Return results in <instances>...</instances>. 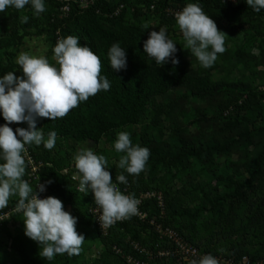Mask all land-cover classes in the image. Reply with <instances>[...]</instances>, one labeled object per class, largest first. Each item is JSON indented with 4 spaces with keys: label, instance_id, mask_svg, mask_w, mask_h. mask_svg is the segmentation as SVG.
Returning <instances> with one entry per match:
<instances>
[{
    "label": "trees",
    "instance_id": "obj_1",
    "mask_svg": "<svg viewBox=\"0 0 264 264\" xmlns=\"http://www.w3.org/2000/svg\"><path fill=\"white\" fill-rule=\"evenodd\" d=\"M81 1L43 0L45 11L39 14L31 3L22 10L9 7L0 12V78L9 72L23 76L16 54L25 40L45 37L52 50L57 31L62 38L78 37L80 46L100 58V75L108 79L110 90L90 96L63 118L37 119L44 141L51 131L57 134L51 150L43 142L25 145L39 166L37 179L29 185L35 191V184L43 182L46 198L63 203L85 241L78 255L45 259L40 255L43 245L24 235L23 213L12 212L19 200L13 195L0 209V214L8 212L0 220V264H125L112 251L113 245L127 251L128 237L143 247L159 243L151 227L135 218L115 223L106 236L98 233L89 212L93 194L78 191L79 179H72L69 160L76 144L92 145L96 155L106 158L113 179L126 177L132 194L161 192L165 203L161 222L185 241L212 255L246 256L264 263V89L257 81L264 67V9L255 12L246 0H93L85 8ZM189 3L201 7L226 35L225 52L217 54L209 68L185 47L176 20L163 12L167 4ZM120 5V14L108 17ZM63 6L68 10L61 15ZM24 16L27 23L21 22ZM161 28L176 44L177 65L171 58L157 65L143 52L149 33ZM113 44L126 52V68L118 72L108 59ZM5 123L0 115V126ZM8 127L15 132L28 125ZM122 131L129 133L133 146L150 150L139 175L117 166L124 153H117L113 145ZM221 173L227 189L216 193L210 186ZM141 209L149 217L158 211L154 200L145 201ZM93 248L98 253L91 258ZM152 264L174 263L162 259Z\"/></svg>",
    "mask_w": 264,
    "mask_h": 264
},
{
    "label": "clouds",
    "instance_id": "obj_2",
    "mask_svg": "<svg viewBox=\"0 0 264 264\" xmlns=\"http://www.w3.org/2000/svg\"><path fill=\"white\" fill-rule=\"evenodd\" d=\"M31 3L36 14L45 11L43 0H0V12L12 7L22 10ZM255 12L264 9V0H246ZM176 24L182 33L185 47L204 68H209L217 59V54L225 52L226 35L219 31L215 22L197 4L189 3L175 14ZM28 17L21 18L27 23ZM54 60L58 67L51 65L47 58L28 53L19 54L16 63L23 76L16 77L9 72L0 78V115L6 122L0 126V209L8 205L9 198L18 195L16 211L23 213L24 235L43 245L40 255L52 260L55 255H78L85 241L76 231V218L64 211L63 203L55 197L38 198L45 186L38 184L34 189L22 177L25 174V159L22 153L25 145L42 142L51 150L55 146L56 132L51 131L44 141L43 133L37 130L38 118L55 120L63 118L71 109L99 91L110 90V82L101 77L100 58L87 46H80L78 37L67 36L57 41L53 48ZM177 51L176 44L167 37L166 29L151 31L143 43V52L162 66ZM110 66L114 71L126 68V52L119 44H113L108 52ZM11 123H27L28 128L8 127ZM19 137V138H18ZM117 153H124L118 167L130 175H139L146 166L150 150L139 145L133 146L127 132H119L113 145ZM79 191H91L99 211L101 227H108L116 221L136 215L139 201L132 195L122 194L112 182L106 170L107 160L96 155L90 148H82L73 158ZM119 183H126L121 174ZM48 183H51L49 181ZM189 264H219L211 255L191 260Z\"/></svg>",
    "mask_w": 264,
    "mask_h": 264
},
{
    "label": "built area",
    "instance_id": "obj_3",
    "mask_svg": "<svg viewBox=\"0 0 264 264\" xmlns=\"http://www.w3.org/2000/svg\"><path fill=\"white\" fill-rule=\"evenodd\" d=\"M227 1L231 3H235V0H222ZM93 0H84L81 1V7L85 8L89 4H91ZM122 5L118 6L112 13H108V17L117 16L120 14L122 10ZM184 7L180 5H169L167 4L163 12L167 17H172L175 19V14L177 12L182 11ZM150 10H154V5H151L149 7ZM68 10L67 6H63L60 8L61 15H64L66 11ZM60 33L57 31L55 33V40L56 43L59 39H61ZM11 123L10 125H12ZM22 156L25 159V165H26V174L25 178L23 180H26L28 183H32L37 179V169L38 165H36L31 158L29 151L25 147V151L22 153ZM63 173H66V170L63 171ZM73 180H78L72 176ZM112 182L117 185V188L119 191L124 195H132L136 200L139 201L138 203V212L136 215H132L128 218H135L140 222H143L151 227V230L153 233H155L156 237L159 240V243L153 244V246L150 247H143L139 243H137L134 240H131L129 237L125 240V243L128 245V250L125 251L124 248L113 245L112 251L115 253V255H118L121 257V259L124 261L125 264H152L153 262L157 260L162 259H171L174 264H189L191 260H199L202 256L205 255H211L214 258H216L219 262V264H264L261 262H252L250 259L246 256L240 257V258H224L222 255H212L211 253L207 251H203L199 249L198 247L194 246L193 244L185 241L182 236L178 234L174 229L164 226L161 222V220L164 219V198L161 192L157 191H146V192H139L136 195L132 194L130 192V188L128 183H119L116 179L112 178ZM41 184L45 186V190L43 192H40L38 194V198L44 199L47 195V187L43 182H38L35 184V191L37 192L38 189H36L37 185ZM77 190L79 191V183L77 184ZM148 200H154L155 205L157 206V213L153 215L152 217H149L146 212H144L141 207L143 206L145 201ZM13 213L18 212L16 211V208L13 209ZM92 219L95 223L96 229L98 233L102 236H106L108 234L109 229L111 226H113L117 222H122L127 220L128 218L116 221L114 224L108 227H101L98 216L99 211L97 209V206L95 203L92 205V207L89 210ZM8 217V212L5 214H0V220L3 218Z\"/></svg>",
    "mask_w": 264,
    "mask_h": 264
},
{
    "label": "rangeland",
    "instance_id": "obj_4",
    "mask_svg": "<svg viewBox=\"0 0 264 264\" xmlns=\"http://www.w3.org/2000/svg\"><path fill=\"white\" fill-rule=\"evenodd\" d=\"M50 44L47 42L45 37H40V36H36L34 38L31 39H27L25 40L24 44L20 46V48L18 49L17 52V58L19 56V54L21 53H28L29 55L32 56H36V57H49L51 58L53 61L54 60V53H53V49L50 50ZM261 71V75L259 77H257V81H258V87L261 89H264V67L260 68ZM247 76H250L249 72H246ZM222 76V75H220ZM82 148H90L92 149L93 146L92 145H87V144H76L73 149H71L70 152V160H69V166H70V170L73 171V175L76 179H78L77 175H76V169L74 168V156L77 154V152L82 149ZM105 148H108V145H105ZM222 161V160H221ZM220 161V162H221ZM3 161H0V163H2ZM223 162V161H222ZM220 167H223V165H221ZM222 175L218 177V180L215 182V180L213 182H211V186L210 188L212 190L215 189L216 193H222L223 191H225L227 189L226 185L223 184L224 180H225V173H221ZM98 248H93L90 252L89 255L91 256V258H94L95 255H97V250Z\"/></svg>",
    "mask_w": 264,
    "mask_h": 264
}]
</instances>
